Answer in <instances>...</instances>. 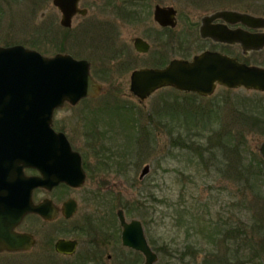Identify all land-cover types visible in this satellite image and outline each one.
Listing matches in <instances>:
<instances>
[{"label": "rangeland", "instance_id": "rangeland-1", "mask_svg": "<svg viewBox=\"0 0 264 264\" xmlns=\"http://www.w3.org/2000/svg\"><path fill=\"white\" fill-rule=\"evenodd\" d=\"M110 1L105 10L115 31L110 49L100 43L101 37L96 38L95 51L89 38H72L66 44L71 46L67 50L76 49L94 62L91 73L102 90L95 97L75 105L65 103L54 111L58 123L67 121L74 146L84 154L87 178L81 188L60 187L48 193L58 205L66 197L77 200L72 223L80 225L85 217L97 215L96 220L102 216L93 225L94 241L89 249L96 261L79 263L89 246L87 237L77 231L62 235L54 222L46 226L49 239L60 235L77 238L74 255L55 253L41 244L44 238L39 235V244L31 253L0 259V264H129L131 259L140 264L142 254L140 261L134 250L121 244L118 208L124 210L127 220L142 222L147 240L158 254L154 264H204L212 252L240 245L238 240H226L224 246L221 239L207 237V227L222 219L228 227L247 233L248 247H238L243 260L252 246L257 249L260 242L264 246V166L259 175L253 167L261 159L258 145L264 140V91L218 86L203 98L162 87L139 102L129 91L128 80L132 68L146 65L141 59L166 47L161 42L169 46L168 35L149 37L156 28L151 16L155 4L177 9V26L171 32L174 49L168 58L183 59L219 47L199 38L203 15L231 9L264 16V0H146L140 9V36L151 43L152 51L130 59L120 71L112 65L111 49L119 50L116 58L123 59L121 46L131 49V38L139 35L136 20L121 19L124 13L134 12L136 4ZM105 2L93 4L102 7ZM94 5L90 12L100 14ZM0 9V45L22 44L46 56L62 51L59 14L52 0H0ZM247 60L264 66V48ZM72 115L76 116L71 122ZM228 162L230 166L225 165ZM145 164L150 169L139 178ZM43 196L44 192L35 194L36 199Z\"/></svg>", "mask_w": 264, "mask_h": 264}, {"label": "water", "instance_id": "water-1", "mask_svg": "<svg viewBox=\"0 0 264 264\" xmlns=\"http://www.w3.org/2000/svg\"><path fill=\"white\" fill-rule=\"evenodd\" d=\"M52 3L62 12L64 25L69 24L72 15L81 11L77 8L78 0H52ZM153 15L162 26L176 24L173 7L157 4ZM216 19L223 22L213 23ZM225 22H241L264 29V16L220 9L200 18L199 36L215 42L239 43L243 53L264 47V31L230 29ZM134 45L138 51H146L148 47L138 37L134 39ZM89 66V61L76 60L69 54L58 52L46 56L22 44L0 45V112H12L11 127L5 129V125L0 124V251L26 250L33 244L30 235L13 231L24 214L33 212L45 219L56 214L50 199L37 204L31 201L32 189H50L60 182L77 187L84 183L81 155L72 149L64 133L54 131L51 119L55 109L65 103L75 105L82 98L97 96L102 90V85L92 77ZM217 85L264 91V67L240 62L236 57L218 51L205 50L191 59H173L162 68L132 71L129 90L144 101L164 86L207 96ZM3 149L9 154L2 155ZM258 152L264 160V140L259 142ZM20 156L24 157L27 166L37 168L40 174L22 178L17 174L7 178L6 165L17 168L18 173L19 164L14 158ZM8 157H14V161H7ZM149 169V164H145L139 177L142 178ZM75 209V200L68 199L63 203L65 216L71 215ZM116 216L121 227V244L142 254L140 264H154L158 255L148 243L142 222L136 218L127 220L122 209L116 210ZM55 247L59 252L71 254L75 242L59 239Z\"/></svg>", "mask_w": 264, "mask_h": 264}, {"label": "flooded vegetation", "instance_id": "flooded-vegetation-1", "mask_svg": "<svg viewBox=\"0 0 264 264\" xmlns=\"http://www.w3.org/2000/svg\"><path fill=\"white\" fill-rule=\"evenodd\" d=\"M98 1H100V0H88V2H87V0H78L77 8L79 10H81V11H77L74 15H72L68 25H64L61 22V20H62V12L59 9H57V7H55L53 5L58 10L59 27L61 28V30H59V32H60V34H62L60 36V39L58 40L59 41V47L62 48L61 49L62 51H60L59 53L69 54L76 60H87V61H89L90 73H91V68L93 66L92 63H94V62L91 61V59L87 58V56L81 55L80 54L81 52H79L76 49L74 50L72 48L71 51L67 50V48H70L71 46L66 45V44L72 38H74V39L76 37L89 38L90 47L91 48H95L94 49V51H95V50H97V48H96V40L97 39L96 38H100L101 37L100 43L105 42V48H107V49L111 48L113 40H115V37H114L115 31L113 32L114 26H113V24L111 22V19H108V16H107V13H106L105 10H107V7L110 4H112V3H111L110 0H106V2L104 4H102L103 5L102 7L101 6H96V5L93 4V3H97ZM123 1H126V0H123ZM128 1L134 2L136 4V10L134 12H126V13H124L123 16L121 17V19L124 20V21H131V20L135 21L136 20L137 23H138V27H139L138 28L139 29V35L134 36V37L131 38V42H132L131 49L127 45L121 46V48H124L123 49V52H124V58L123 59H117L116 58V55L120 54V53H117V52H119V50L111 49V51L114 52V53L113 52L111 53V57H110L111 60L114 59V61H112V65L115 68H117L118 71H120L121 69L126 68L129 65L130 59L136 58L138 55L140 56V54L147 55V54H149L152 51L151 50V43L147 39H145V38L140 36V18H141V15H142V14H140V12H141L140 9L143 8L142 5H145L146 0H128ZM93 5L97 8L96 10H100V14L97 13L96 11L90 12L91 8H93ZM155 5H157V4H155ZM158 5H160V4H158ZM160 6L173 7L172 5H160ZM103 9H104V11H103ZM173 9L175 10V21H176V24L174 26H170V25L162 26L157 21L154 20V15H153L154 7H153L151 16H152V21L155 24L156 28L154 29L153 32H149V35H150L149 37L152 36L153 38H156V39L161 37V39H163L162 36L165 37V36L168 35L167 42H168L169 46H167L165 44V42H161L162 43L161 46H166L165 48L162 47V49L160 51L155 52V54H153V52H152V54L150 56H148L147 58L141 59V60H143V63H146V65H141V66L139 65L138 67H134V68L131 69L130 74H129V80H128L129 88H130V75H131L132 71H134L136 69H140V68H162V67H165L171 60L177 58V57H172L170 59L168 58L169 55H171L173 53L172 50L174 49V43L172 41L174 40L175 36L172 35L171 32L173 31L172 29H174L177 26V9L174 8V7H173ZM102 11H103V15H102ZM236 11L249 13V12H247L245 10H236ZM249 14H251V13H249ZM260 16H263V15H260ZM222 22H223V20H221V19H216V20L213 21V23H222ZM225 24L230 29H240L241 28V29L247 30L249 32H261V31H264V29H262V28H252V27H249V26H247V25H245V24H243L241 22H236V23H226L225 22ZM199 25H200V22H199ZM199 25H198V29H199ZM198 36H199V31H198ZM137 37L141 38L142 40H144L147 43L148 47H147L146 51H138V50H136L135 45H134V39L137 38ZM199 38L202 39V40H206L207 42H209L212 45L219 46L217 49H204L201 52H203L205 50L218 51V52H221V53L226 54L228 56L236 57L240 62H244V63L249 64V65H255V64L248 63L247 59L252 53L258 52L256 50H251L249 52L243 53L242 47H241V45L239 43H233V44L221 43V42H215V41H213L210 38H201L200 36H199ZM152 41L154 42V39ZM159 41H161V40H159ZM84 43H86V42H84ZM100 46H101L100 44L97 45V47H100ZM116 48H118V47H116ZM118 49H120V48H118ZM201 52H199V53H201ZM199 53H196V54H199ZM126 54H128V56ZM130 54H131V56L129 57ZM196 54H193L191 56V58H193V56H195ZM191 58L184 57L183 59H191ZM257 66H259V65H257ZM261 67H264V66H261ZM99 70L100 69L98 68V74H100ZM91 75L97 81V79L93 76L92 73H91ZM218 86H220V85H217L216 87H218ZM165 87H171V86H165ZM171 88H173V87H171ZM173 89H175V88H173ZM227 89H230V88H227ZM175 90H177V89H175ZM131 94L134 97H136L132 92H131ZM191 94L198 95L196 93H191ZM200 97L204 98V97H208V95L207 96H200ZM86 98H89V97H86ZM86 98H83V99H86ZM136 98L138 99L139 102H143V101H140V99L138 97H136ZM11 114H12V112H0V124L5 125V129H8V128L11 127V124H10V122H11ZM14 114H15V112H14ZM55 114H56V112H53L52 119H51V126L54 129V131L64 133V135L68 139L72 149L77 151L81 155L82 168H83L84 175H85V179H84V183H85L89 168L87 167V164L84 161V154H82V152H80L74 146L73 141L71 139V136L67 132L68 131L67 130V121H65L63 123L62 122L58 123L57 119L55 117ZM75 116L76 115H72L71 119L69 118L68 120H71V122H72V120L75 119L74 118ZM6 126H8V128ZM5 150H4V152L2 151L3 152L2 155L6 154V153L9 154V151L6 150V152H5ZM20 152L21 151H19V153ZM93 156H95V155L93 154ZM8 158L6 159L7 161H9V162L12 161L13 162L15 160V162H17L19 164V170H18V173H17V168L13 169L12 167L6 165V167H8V168H6V172L8 173V176H6L7 178L16 176L17 174H18L19 177L21 176V178H22V176L23 177H32V176H36V175L40 174L39 171L37 170V168H34V167L26 165V161L22 159L24 157H21V156L20 157H15V158L13 157L14 160H12L13 158H9V160H8ZM261 159L264 162L263 158H261ZM9 162H7V163H9ZM97 166H98V163H97ZM139 176H140V174H139ZM84 183H83V185H84ZM83 185L77 187V186H71L69 184H66L65 182H60L57 185L51 187L50 189L46 188V187H35L34 189H32L31 190V201L33 203L37 204V203L43 202V201H45L47 199L48 200L50 199L52 204H53V206L56 208V214L51 219H45L43 216H41V215H39L37 213H33V212H28V213L24 214L22 216L21 220L13 228V231L17 232V233H23V234L30 235L32 237V239L34 240L33 244L26 250L11 251V250L3 249V250L0 251V259H3V261H5L6 259L7 260L8 259L12 260V259H15L16 257L22 256L24 254L31 253L34 250V248L37 247L38 244H39L38 243L40 241L39 235L44 238L42 240L41 244L43 246H48L49 245V247H51L55 251V253L60 254V255H65V256L74 255L76 250H77V248H78L79 240L77 238L64 237L62 235H66V234L72 233V231H77L79 234L84 235V236L87 237L86 242H87V245H89L84 250L83 254L81 255L82 257H80V259H79L80 262L79 263H84V262H86L87 260H90V259L91 260L93 259L94 261H96V258L94 257V255H92V252L89 251V249H91L90 248V243H93V241H94L93 235L95 233L93 234V225H94V223H100L102 216H100L96 220H95V217L97 215H95L94 218H90V219H89V217H85L80 225L76 224V223H72V220L74 219V217L76 215V212H77V209H78L77 200L75 198H73V197H66L58 205L50 197H48V195H49L48 193H50L53 190H56L57 188L62 187V188H66V189H71V188L72 189H78V188L83 187ZM96 191H98V190H96ZM38 192H44V196L41 197L40 199H36V197H35V194H37ZM93 192H95V191H93ZM68 199L75 200L76 209L71 215L65 216L63 214V212H62V206H63V203L65 201H67ZM96 212H98V211H96ZM54 222L59 224V225H57V229L59 228L58 230L61 231L60 233L62 235L56 236V238L54 240H52V239H49V234H48V232H46V226L48 224H51V223H54ZM97 228H99V227H97ZM120 233H121V230H120ZM59 239H66V240L74 241L75 242L74 251L71 254L62 253V252L57 251L56 247H55V244H56V242ZM246 239H248V237ZM263 241H264V239H263ZM247 245H249L248 241H247L246 245L243 246V247L246 248V247H248ZM253 248H254V246L251 247V249H250L249 253L247 254V256H245L246 255L245 254V255H243V257L246 258L247 261L251 262L249 264H261V263H263L264 262V246H263V243L260 242L259 248H257V249L256 248L253 249ZM133 252H137V253L140 254V252H138L136 250H134ZM237 255H239V254H237ZM231 256L232 255L229 254V257H231ZM239 258H240V256L237 257L238 262L235 263V264H241L242 261ZM227 262H224V263H221V264H234L233 260H228ZM245 262L246 261H244V264H245ZM6 263L10 264L9 261H6Z\"/></svg>", "mask_w": 264, "mask_h": 264}, {"label": "trees", "instance_id": "trees-1", "mask_svg": "<svg viewBox=\"0 0 264 264\" xmlns=\"http://www.w3.org/2000/svg\"><path fill=\"white\" fill-rule=\"evenodd\" d=\"M225 100L227 101V99H225ZM251 107L253 108L254 105H252ZM188 146H190V145H188ZM229 148H231L230 150H232V151L235 150L234 149V145H232V147H229ZM193 149H196V148L194 147ZM199 155H201V154L199 153ZM263 164H264V162L261 159H259V161H257V164H255V166H253L254 168H257L256 171H258V172H254L256 175H259L260 171L263 169V166H264ZM225 165L226 166H230L231 164L228 162ZM234 166H235V164H234ZM245 182H248V180H246ZM248 186L250 187V184ZM262 203H264V202H262ZM128 210H130V209H128ZM218 218H221V217L219 216ZM226 222H227L226 219L225 220L222 219L221 223H216V224L209 225L207 227V230H205L206 231L205 233H206L207 237H210V239L213 238V240L221 239L223 243L225 242L224 246H226V240L234 241V242L236 240H238L239 243L241 242L240 245H237V246H235V248H232L230 250H229V248H227L226 250H224V251L222 250V251H219L217 253L216 252H212V254H210V256L207 257L204 260V264H221V263L227 262L228 260H233L234 264L238 262L237 257L239 255H237V254L240 251V248H238V247H241L243 249L244 248L243 246L246 245L247 239H245V236L247 237V233L245 231H243V229L241 230V233H240L239 229L228 227L226 225ZM211 226H212V230H210ZM211 233H213V234H211ZM149 244H151V242ZM133 253L137 254V257H139L140 261H141V255L139 253H137V252H133ZM229 254H231L232 256L229 257ZM132 261H133V259H131L129 264H134V262H132ZM241 261H242L241 264H244V261H246L245 264L251 263V262L247 261L246 258H244ZM261 264H264V262L261 263Z\"/></svg>", "mask_w": 264, "mask_h": 264}]
</instances>
